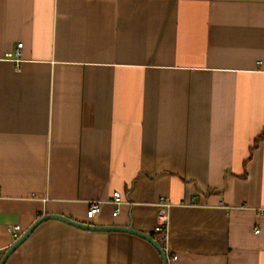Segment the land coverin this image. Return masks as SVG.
I'll return each instance as SVG.
<instances>
[{"label":"crops","instance_id":"0c3cea01","mask_svg":"<svg viewBox=\"0 0 264 264\" xmlns=\"http://www.w3.org/2000/svg\"><path fill=\"white\" fill-rule=\"evenodd\" d=\"M263 131L264 0H0V259L47 214L155 238L167 199L172 264H264ZM6 264L162 258L48 220Z\"/></svg>","mask_w":264,"mask_h":264},{"label":"built area","instance_id":"2783aa9c","mask_svg":"<svg viewBox=\"0 0 264 264\" xmlns=\"http://www.w3.org/2000/svg\"><path fill=\"white\" fill-rule=\"evenodd\" d=\"M22 47L23 44L19 43L14 52V63L17 69L20 68L21 64ZM107 202H110L111 204L116 206L117 210H115V212L113 213L114 217H116L119 214V207L122 205V197L118 192H114L109 199H99L91 202L89 210L87 212V217L90 220L95 219L102 212L103 206ZM172 205L173 203L167 199H162L156 203L157 216L156 226L154 229V237L161 245V248L166 254L168 264H172L178 259V256L174 253L169 244V222ZM9 231L14 242L20 238L21 233L19 225L11 226L9 228ZM256 233H259V231H257Z\"/></svg>","mask_w":264,"mask_h":264},{"label":"water","instance_id":"95a60500","mask_svg":"<svg viewBox=\"0 0 264 264\" xmlns=\"http://www.w3.org/2000/svg\"><path fill=\"white\" fill-rule=\"evenodd\" d=\"M48 220L62 221L69 225H72V226H75L77 228L87 230V231L128 233V234L140 237L146 240L147 242H149L160 253L161 258H162V264H168L167 256L164 253L163 249L161 248V245L157 242V240L148 234L135 230L132 225L129 227L95 226L92 224H85V223L77 222L72 219L66 218L62 215H57V214L44 215L40 219H38L36 222H34L32 226L24 234H22L20 238L16 242H14V244L5 252V254L0 259V264H6L7 260L32 235V233L36 230V228Z\"/></svg>","mask_w":264,"mask_h":264},{"label":"trees","instance_id":"16d2710c","mask_svg":"<svg viewBox=\"0 0 264 264\" xmlns=\"http://www.w3.org/2000/svg\"><path fill=\"white\" fill-rule=\"evenodd\" d=\"M264 138V131L263 132H261V134L256 138V140H255V142H254V146L252 147V149L251 150H253L254 149V147H256L257 146V144L262 140Z\"/></svg>","mask_w":264,"mask_h":264}]
</instances>
